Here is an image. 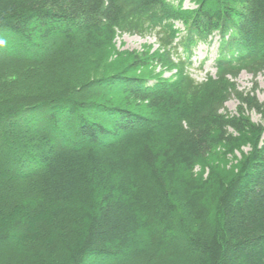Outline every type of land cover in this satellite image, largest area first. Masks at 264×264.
<instances>
[{
    "label": "trees",
    "instance_id": "16d2710c",
    "mask_svg": "<svg viewBox=\"0 0 264 264\" xmlns=\"http://www.w3.org/2000/svg\"><path fill=\"white\" fill-rule=\"evenodd\" d=\"M191 1L0 0V264H264V0Z\"/></svg>",
    "mask_w": 264,
    "mask_h": 264
},
{
    "label": "rangeland",
    "instance_id": "374dc122",
    "mask_svg": "<svg viewBox=\"0 0 264 264\" xmlns=\"http://www.w3.org/2000/svg\"><path fill=\"white\" fill-rule=\"evenodd\" d=\"M184 5L186 7L193 8L194 5L190 3L189 0L184 1ZM178 28H182L183 24L178 23ZM217 47L218 44L215 43L213 45H201L197 48L196 54L194 57V66L190 68L191 74L198 80L202 81L207 78L208 75H214L215 74V68H214V58L217 54ZM115 50L118 51H137V52H144L145 50L151 49L152 51H155L158 49V43L155 37H140L137 35H119L117 39L115 40ZM202 61H204V64H202ZM202 65V66H201ZM201 66V67H200ZM161 70V66L158 68L148 69L144 71L142 74H153L156 77L161 76L164 78H170L175 75V70L173 71H164V73H159ZM257 82L258 90L256 91L257 97L261 102H264V78L263 76H259L257 78H254L250 73L242 72L240 76L237 79V88L239 90H246L250 91L252 88H254V82ZM227 110L229 113L234 114L238 109V101L236 99H231L226 104ZM247 115L252 118L254 122H261V116L257 113H255L252 110L247 111ZM249 147H244V152H247ZM222 148L220 146L214 148V154L211 157H215L219 160L220 164H224L225 166L229 167L232 166L235 161L236 157H232L228 155L227 157H223ZM238 156H240V153H237ZM216 162H209L204 161L201 163L199 167H197L198 173H205L207 172L212 166H214ZM222 166V165H220ZM223 167V166H222Z\"/></svg>",
    "mask_w": 264,
    "mask_h": 264
}]
</instances>
